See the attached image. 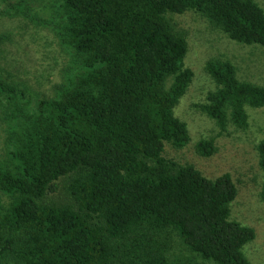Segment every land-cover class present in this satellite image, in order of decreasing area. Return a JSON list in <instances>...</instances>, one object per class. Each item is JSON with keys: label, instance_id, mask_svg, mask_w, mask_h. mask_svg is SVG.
I'll use <instances>...</instances> for the list:
<instances>
[{"label": "trees", "instance_id": "16d2710c", "mask_svg": "<svg viewBox=\"0 0 264 264\" xmlns=\"http://www.w3.org/2000/svg\"><path fill=\"white\" fill-rule=\"evenodd\" d=\"M0 0V16L45 21L69 56L47 96L0 72L7 156L0 158V264H251L255 230L231 218L230 173L205 176L165 155L183 148L174 108L192 82L188 33L174 15L193 11L238 43L264 48L257 0ZM0 34V43L5 40ZM217 83L200 108L221 131L248 124L264 85L209 59ZM264 171V138L257 144ZM216 151L215 138L196 143ZM264 198V188L262 191Z\"/></svg>", "mask_w": 264, "mask_h": 264}, {"label": "rangeland", "instance_id": "374dc122", "mask_svg": "<svg viewBox=\"0 0 264 264\" xmlns=\"http://www.w3.org/2000/svg\"><path fill=\"white\" fill-rule=\"evenodd\" d=\"M257 1L264 7V0ZM44 5L33 0L35 8ZM49 14L41 12V20L0 16V34L5 36L0 43L1 74L25 84L33 93L47 96L64 81L69 67V56L45 22ZM174 19L187 30L189 50L184 62L194 71L192 82L174 108L175 115L187 123L190 140L180 149L166 144L165 155L195 165L210 178L231 174L238 189L231 203V218L255 230V238L245 243L243 252L251 264H264V171L257 149L264 138V106L247 105L248 124L240 127L229 118L224 132L200 108L209 93L217 91L216 81L206 70L209 59L229 60L239 80L264 85V48L232 40L193 11L174 15ZM7 136V123L0 109L1 159L7 156ZM210 137L215 138L216 151L210 156L199 154L196 143Z\"/></svg>", "mask_w": 264, "mask_h": 264}]
</instances>
